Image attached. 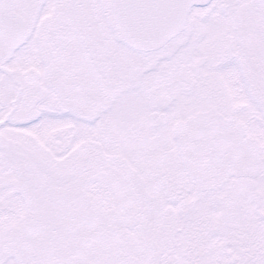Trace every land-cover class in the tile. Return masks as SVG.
<instances>
[{"label":"snow or ice","instance_id":"obj_1","mask_svg":"<svg viewBox=\"0 0 264 264\" xmlns=\"http://www.w3.org/2000/svg\"><path fill=\"white\" fill-rule=\"evenodd\" d=\"M0 264H264V0H0Z\"/></svg>","mask_w":264,"mask_h":264}]
</instances>
